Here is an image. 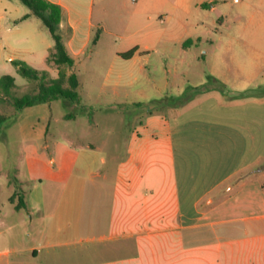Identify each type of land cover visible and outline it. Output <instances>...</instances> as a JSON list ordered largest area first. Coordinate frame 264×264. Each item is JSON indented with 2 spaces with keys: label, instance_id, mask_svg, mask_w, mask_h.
<instances>
[{
  "label": "crops",
  "instance_id": "0c3cea01",
  "mask_svg": "<svg viewBox=\"0 0 264 264\" xmlns=\"http://www.w3.org/2000/svg\"><path fill=\"white\" fill-rule=\"evenodd\" d=\"M47 1L61 7L75 73L81 57L92 62L107 44L105 9L96 11V0ZM27 8L0 0V31L41 45L47 63L54 40L29 23L37 16ZM141 17L130 15L127 49L112 51L107 78L134 77L145 39L157 37L138 35ZM193 37L201 41L185 25L174 38ZM133 48L131 58L121 56ZM40 70L58 76L48 63ZM263 89L243 88L234 95H251L231 101L210 95L172 115L151 112L129 134L72 146L50 185L38 176L28 205L13 204L28 212L29 227L10 231L21 221L0 210V264H264Z\"/></svg>",
  "mask_w": 264,
  "mask_h": 264
},
{
  "label": "rangeland",
  "instance_id": "374dc122",
  "mask_svg": "<svg viewBox=\"0 0 264 264\" xmlns=\"http://www.w3.org/2000/svg\"><path fill=\"white\" fill-rule=\"evenodd\" d=\"M101 8L109 26L102 37L107 44L100 45L96 60L79 59V104L60 98L17 111L13 98L36 91L38 82L22 77L9 58L39 70L47 63L41 45L0 31V77L11 75L16 83L9 95L0 94V116L5 117L0 124V210L8 212L9 221H21L10 231H24L30 215L17 212L9 198L19 189L27 206L36 195L38 176L50 185L53 170L75 154L72 146L129 134L150 112L172 115L210 95L231 101L251 95H234L243 88H264V0H96V11ZM135 10L142 13L138 35L154 31L157 37L145 39L149 45L141 47V59L130 70L134 77L107 78L112 53L127 49L123 37ZM29 23L51 38L39 18L33 16ZM185 25L188 35L201 41L177 42L174 37ZM258 51L256 72L251 61ZM52 158L56 164L50 163Z\"/></svg>",
  "mask_w": 264,
  "mask_h": 264
},
{
  "label": "trees",
  "instance_id": "16d2710c",
  "mask_svg": "<svg viewBox=\"0 0 264 264\" xmlns=\"http://www.w3.org/2000/svg\"><path fill=\"white\" fill-rule=\"evenodd\" d=\"M28 6L33 14L41 19L45 27L54 40V46L51 49L47 63L58 69L56 78H47V71L38 70L22 61H12L17 67L18 73L27 80L37 81L38 88L32 93H27L21 97L13 98V105L17 111L24 108L34 106L40 103L51 102L57 99H64L71 103H80L78 92L79 79L76 73L72 72L75 61L70 56L60 30L61 7L50 3L47 0H21ZM28 15L22 19H26ZM136 48L121 54L125 59L131 58L136 52ZM16 86L15 78L11 75L0 77V94L9 95L11 90ZM264 93V89L262 90ZM3 97L0 96V100ZM138 107H148V104L138 103ZM151 113V112H150ZM5 120L4 116H0V124ZM9 202L14 204L16 210H22L26 207V203L21 196L19 189L9 198Z\"/></svg>",
  "mask_w": 264,
  "mask_h": 264
}]
</instances>
